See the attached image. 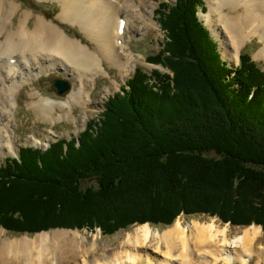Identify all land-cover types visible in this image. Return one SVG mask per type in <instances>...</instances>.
<instances>
[{
    "label": "trees",
    "instance_id": "obj_1",
    "mask_svg": "<svg viewBox=\"0 0 264 264\" xmlns=\"http://www.w3.org/2000/svg\"><path fill=\"white\" fill-rule=\"evenodd\" d=\"M202 10L176 0L156 11L166 40L152 63L171 76L136 68L77 138L4 160L1 228L105 236L206 215L264 232V73L245 53L227 67Z\"/></svg>",
    "mask_w": 264,
    "mask_h": 264
},
{
    "label": "bare ground",
    "instance_id": "obj_2",
    "mask_svg": "<svg viewBox=\"0 0 264 264\" xmlns=\"http://www.w3.org/2000/svg\"><path fill=\"white\" fill-rule=\"evenodd\" d=\"M51 1L61 7L58 20L78 27L93 46H85L68 37L57 25L43 18L29 23V12L22 13L14 23L12 18L17 6L0 0V37H3L0 42V94H6L5 85L15 92L28 78L57 69L75 82L64 104L85 108L92 101L87 87L95 85L97 78L109 75L105 65L120 73V81L112 84L114 90L134 68L132 52L126 51L127 35L134 32V19L151 23L152 10L142 12L137 0ZM205 1L208 12L204 19L219 40L224 58L237 62L245 42L258 37L262 43L258 54L264 59V0ZM5 3L10 5L9 13L4 16ZM35 95H29V107L42 119L48 118V106L52 103ZM37 99L41 104H34ZM56 105L64 109L61 102ZM83 122L79 120L80 124ZM5 144L13 142L0 131V149L6 148ZM259 232L256 226L237 229L231 241L229 235L233 232L227 226L219 229L214 221L192 223L188 229L176 221L154 233L144 224L122 244L121 256L120 252L109 254V250L97 241L91 245L80 241L78 232L58 231L51 239H47L45 233L34 238L14 239L1 235L0 264H264V247H255ZM123 258L127 262L122 261Z\"/></svg>",
    "mask_w": 264,
    "mask_h": 264
},
{
    "label": "rangeland",
    "instance_id": "obj_3",
    "mask_svg": "<svg viewBox=\"0 0 264 264\" xmlns=\"http://www.w3.org/2000/svg\"><path fill=\"white\" fill-rule=\"evenodd\" d=\"M10 4H15L17 6L16 11L13 13V22L17 23L20 15L22 13H30L28 19L31 23L35 18H43L46 21H50L52 24L57 25L61 30H63L66 35L72 39L79 40L83 45L92 47L89 39L83 34V32L78 29V27L69 26L62 21L58 20V16L61 13V7L57 2L51 0H5ZM139 9L142 12H149L152 10V20L151 23L148 21L141 22L140 19H134L132 21V34L127 35L126 40V51L132 52L134 59L131 63L134 65V68L131 69L129 75L126 77L124 82H119V85L114 90L113 82L118 83L119 71L116 68H108L106 65V71L109 75H104L96 79L95 85H89L87 87L91 92V102H88L89 106H69L64 103L67 102V95L74 86V80L68 76L63 75L59 70L54 69L49 73H44L34 78H28L22 88L17 89L13 92L8 86H4L6 94L3 95L0 103V131L4 136H7L13 144H5L6 148L0 149V165L3 164L5 158H16L18 157V152L20 148L30 147L31 149H38L41 152L48 148L52 143L63 139L70 140L72 138H77L78 135L86 128V124L90 121H96L103 111V104L107 99L113 96L115 93L121 92L122 88L125 86L126 82L131 78L135 69H141L145 73H152L157 71L162 74H168L171 76L170 72L162 64H153V57L158 54H162L163 45L166 40L165 34L159 26L156 11L159 8L160 4L162 8H166L169 5L175 4L176 0H137ZM203 2V11L198 12L199 20L202 22V25L209 31L210 36L217 44L218 52L220 53L222 61L229 68H236L239 64V57L241 55L248 54L251 57V60L255 62L257 67L264 73V59L259 57V51L262 47V43L258 37H253L250 40H247L244 46L241 48L238 56V61L228 60L224 58L219 40L214 36L212 31L209 29L206 20L204 19V14L208 12V5L205 0ZM9 4V5H10ZM8 3H5V11L3 15L9 13ZM164 5V6H163ZM11 29V26L8 27ZM3 41V37H0V42ZM162 57V56H161ZM232 76H229L231 78ZM54 79H60L62 81L68 82L70 85V91L67 95L59 97L54 91L51 90V82ZM112 80V81H111ZM18 85V84H17ZM95 87V88H94ZM107 89V92L105 90ZM105 92V93H104ZM36 94L38 98H44V101L52 103L49 105L48 113L49 117L42 119L39 117V114L34 112L33 108L29 107V95ZM58 102L63 104V110L58 108L56 105ZM34 104H41V100L37 99V102ZM94 106V107H93ZM86 113V114H85ZM69 118V119H68ZM82 118V119H81ZM87 119V120H86ZM79 120H83V124L79 123ZM176 221H179L182 227L188 229L192 223H209L214 221L215 225L219 229H223L227 226L230 231L233 232L232 235H229L231 241L234 239V231L237 229H244L247 227L242 226H233L230 224L222 223L216 217H209L206 215H194V216H179L171 225ZM144 225V224H143ZM149 225L152 232L159 230L160 232L163 229H166L169 226H154ZM139 225L131 226L128 229L120 230L113 235H103L99 230L88 231V230H66V229H54L47 232H40L33 235L28 234H13L7 232L5 229L0 227V236L5 235L9 239L28 237L34 238L39 234H46L47 239H51L53 233L58 231H69V232H78L80 235L78 239L80 241H85L86 244L90 245L97 241L98 243L104 245L106 249L109 250V254L120 252L122 253V244L128 239L130 234H133L136 228ZM141 226V225H140ZM255 226V225H251ZM259 227V226H256ZM260 228V227H259ZM71 235V234H70ZM234 235V236H233ZM98 236V237H97ZM97 237V238H96ZM232 237V238H231ZM258 240L255 244V247H264V232L260 228ZM85 239V240H84ZM154 242L153 245H155ZM119 248V249H118ZM115 255V254H114ZM125 259L123 258L122 261ZM125 262H127L125 260ZM128 264V263H126ZM251 264H254L252 262Z\"/></svg>",
    "mask_w": 264,
    "mask_h": 264
},
{
    "label": "water",
    "instance_id": "obj_4",
    "mask_svg": "<svg viewBox=\"0 0 264 264\" xmlns=\"http://www.w3.org/2000/svg\"><path fill=\"white\" fill-rule=\"evenodd\" d=\"M51 83V90L54 91L59 97L67 95V93L70 91L71 87L68 82L62 81L60 79H54Z\"/></svg>",
    "mask_w": 264,
    "mask_h": 264
}]
</instances>
